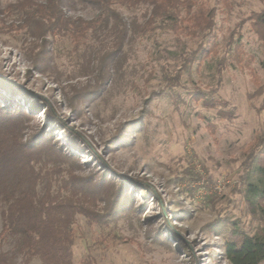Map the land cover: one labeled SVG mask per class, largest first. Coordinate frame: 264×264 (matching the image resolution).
I'll use <instances>...</instances> for the list:
<instances>
[{
  "label": "rangeland",
  "instance_id": "1",
  "mask_svg": "<svg viewBox=\"0 0 264 264\" xmlns=\"http://www.w3.org/2000/svg\"><path fill=\"white\" fill-rule=\"evenodd\" d=\"M115 7L129 25L115 54L112 27L91 32L79 46L68 36L49 34L46 42L0 32V74L22 88L0 91L30 111L27 131L48 121L44 105L31 110L32 102L50 103L90 145L78 152L66 130L48 125L55 147L76 154L64 169L97 183L104 173L113 179L91 203L102 218L77 215L75 264H231L224 245L234 226L264 235V161L246 166L264 134V49L248 19L264 0L223 6L215 49L185 71L183 56L212 38L165 28L141 34L134 25L151 5ZM67 13L89 19L96 9L89 0H70ZM122 180L125 200H116ZM142 183L160 201L142 195ZM17 264L44 263L20 257Z\"/></svg>",
  "mask_w": 264,
  "mask_h": 264
},
{
  "label": "trees",
  "instance_id": "2",
  "mask_svg": "<svg viewBox=\"0 0 264 264\" xmlns=\"http://www.w3.org/2000/svg\"><path fill=\"white\" fill-rule=\"evenodd\" d=\"M89 2L96 9V14L89 19L68 14L70 0H18L0 6V32H28L43 37L46 42V35L49 34L53 37L68 36L79 46L91 32L112 27L117 32L111 51L115 54L122 50L129 28L125 17L115 6L135 7L147 3L151 5L149 15L144 22L134 25L139 33L153 34L158 28H165L208 40L212 38L209 46L201 44L183 56L181 71H185L200 56L215 49L218 13L223 11V6L230 5V0ZM11 16H16V19L8 20ZM248 19L264 49V8L252 10ZM0 86L22 91L17 83L8 81L1 74ZM42 104L48 118L47 125L29 133L25 122L31 117L30 111L16 103L13 97L4 99L0 91V264H17L20 257L25 262L38 257L44 264H75L73 225L77 215L82 214L90 221H99L98 217H101V214L92 211L91 203L97 198V189L107 188V174H102L97 183L92 177H79L71 170L64 169V162L72 160L76 154L69 148L55 147L58 144L52 142L59 140L52 137V129H48V125L57 126V130H66L72 147L78 152L85 150L81 146L90 150L89 141L85 135L73 131L50 103H41L36 99L30 105L31 110ZM258 138V144L246 161L247 170L256 158L264 161V134ZM91 154L95 155L96 152L92 150ZM108 180L113 181L110 177ZM123 185L122 180L116 200L125 198ZM136 186L142 195L152 193L154 199L160 201L158 192L151 184ZM164 219L167 220V217ZM6 243L11 244L10 248L4 249ZM224 248L231 264H260L264 261L263 234H251L234 226Z\"/></svg>",
  "mask_w": 264,
  "mask_h": 264
}]
</instances>
